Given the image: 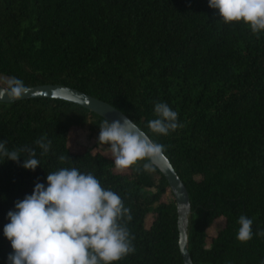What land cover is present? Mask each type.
Masks as SVG:
<instances>
[{
    "label": "trees",
    "instance_id": "obj_1",
    "mask_svg": "<svg viewBox=\"0 0 264 264\" xmlns=\"http://www.w3.org/2000/svg\"><path fill=\"white\" fill-rule=\"evenodd\" d=\"M49 84L170 160L194 264H264V0H0V85ZM85 127L134 163L72 150ZM178 242L166 179L122 131L61 100L0 103V264H184Z\"/></svg>",
    "mask_w": 264,
    "mask_h": 264
},
{
    "label": "water",
    "instance_id": "obj_2",
    "mask_svg": "<svg viewBox=\"0 0 264 264\" xmlns=\"http://www.w3.org/2000/svg\"><path fill=\"white\" fill-rule=\"evenodd\" d=\"M32 99L61 100L85 108L122 131L135 144L148 161L164 176L169 185L176 205L180 254L184 264H194L188 247L192 213L189 192L170 160L152 139L120 110L77 89L49 84L8 90L0 85V103L11 104Z\"/></svg>",
    "mask_w": 264,
    "mask_h": 264
},
{
    "label": "rangeland",
    "instance_id": "obj_3",
    "mask_svg": "<svg viewBox=\"0 0 264 264\" xmlns=\"http://www.w3.org/2000/svg\"><path fill=\"white\" fill-rule=\"evenodd\" d=\"M70 146L71 149L74 151H83L88 149H100L105 154L114 157L117 161H121L124 157V154L127 155V159L134 163L136 156L135 154L128 153V150L124 147H120L116 150H110L106 146H101L97 135L89 130L88 127H85L83 129L74 128L70 131ZM119 169L125 170V165L119 163ZM174 198V197H173ZM150 222V220H149ZM224 224L223 220H219L213 228L210 230V235H214L217 233L219 229L222 228Z\"/></svg>",
    "mask_w": 264,
    "mask_h": 264
}]
</instances>
